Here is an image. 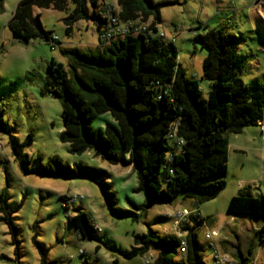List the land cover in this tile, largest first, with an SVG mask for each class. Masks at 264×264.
I'll list each match as a JSON object with an SVG mask.
<instances>
[{
  "label": "rangeland",
  "instance_id": "1",
  "mask_svg": "<svg viewBox=\"0 0 264 264\" xmlns=\"http://www.w3.org/2000/svg\"><path fill=\"white\" fill-rule=\"evenodd\" d=\"M0 1V192H6L10 218V222L6 221L7 215L0 211V264H44L49 261L53 264H143V257L151 264L156 257L151 250L130 259L122 255L134 244V235L145 234L147 227L158 235L178 238L189 234V229H197V241L204 247L206 264L214 262L205 233L218 230V236L212 237L218 251L235 260L234 252H244L248 245L254 246V264H264V240L259 242L256 235L257 230L264 231V218L237 216L230 219L226 214L231 182L233 185L242 180L252 194L264 195V107L262 121H258L257 127L247 126L239 133L228 134L231 138L236 136L233 142H246L255 148L251 152L247 149L233 152L228 187L214 199L198 205L202 216L215 215V222L207 225L195 219L196 205L183 196L172 204L154 202L146 205L145 192L135 191L137 176L132 165L110 163L94 150L80 154L69 152L68 144L60 139L63 129L60 102L45 89L50 60L66 67L62 49L86 52L98 45L93 23L79 20L67 34L63 24L66 12L33 7V18L38 14L41 27L55 35L58 42L51 48L39 40L14 41L6 23L18 0ZM67 2L68 10H71L72 3ZM97 2L102 4L100 8L104 12L110 5L111 10L118 13L116 0ZM153 2L165 3L160 7L161 21L156 26L157 32L173 44L176 60L185 77L198 83L202 97H206L209 89V82L201 79L206 50L194 39L214 28H222L242 38L237 51L241 59L239 78L247 85L257 82L264 86V0H230L232 6L227 4L229 0ZM223 4L229 7L216 11L214 6ZM256 18L262 19L263 23H257ZM116 20L117 31L126 28V23ZM132 22L138 30L151 32V19ZM108 122L115 124L106 112L95 117L91 126L103 129ZM253 128L258 135L249 133ZM174 142L177 151L183 142ZM244 152L247 153L244 155ZM31 157L41 158L42 164L55 158L69 166L80 163L102 170L106 174L105 182L116 194V207L129 213L123 217L113 215L91 178L64 179L26 173L21 162ZM61 197L68 199L66 207ZM76 208H81L98 229L93 237L79 239L76 236L70 222ZM184 211L187 215L183 228L176 216ZM10 223L16 227L15 234Z\"/></svg>",
  "mask_w": 264,
  "mask_h": 264
},
{
  "label": "trees",
  "instance_id": "2",
  "mask_svg": "<svg viewBox=\"0 0 264 264\" xmlns=\"http://www.w3.org/2000/svg\"><path fill=\"white\" fill-rule=\"evenodd\" d=\"M70 1L71 10L67 0H18L6 23L12 40H39L51 48L58 39L41 27L38 14L33 18V7L66 12L63 24L67 34L79 20L94 25L98 45L93 50L62 49L66 67L53 59L47 65L45 89L60 102V139L68 144L69 152L94 150L110 163L132 165L137 176L135 191L145 192L146 205L172 204L183 196L199 209V204L214 199L226 184L227 135L256 125L263 115L264 86L257 82L247 85L239 78L241 59L237 51L242 38L222 28L195 37L194 41L206 50L201 79L209 82V89L202 97L198 83L185 77L173 44L157 32L160 7L165 3L116 0L118 13L112 11L113 18L123 23L151 19V32L130 33L105 45L99 41L108 24L102 4L97 0ZM106 112L115 124L108 122L103 129H94L92 120ZM175 138L183 142L177 151ZM21 166L26 173L44 177L91 178L113 215L129 213L116 207V194L100 169L80 163L69 166L55 158L42 164L39 157L25 158ZM60 200L66 207L68 199ZM0 211L10 222L5 190L0 192ZM226 214L264 218V195L242 189L229 199ZM70 222L79 239L98 233L81 208L74 210ZM10 225L15 234L16 227ZM196 231L189 229L183 238L187 242L184 259L177 254L180 238L158 235L149 227L145 234L134 235V244L122 255L130 259L151 250L156 254L151 264H206ZM256 235L259 242L264 240L262 229ZM253 250L254 246L248 245L245 253L234 252V264H253Z\"/></svg>",
  "mask_w": 264,
  "mask_h": 264
},
{
  "label": "built area",
  "instance_id": "3",
  "mask_svg": "<svg viewBox=\"0 0 264 264\" xmlns=\"http://www.w3.org/2000/svg\"><path fill=\"white\" fill-rule=\"evenodd\" d=\"M111 9L112 8L108 7L106 12L103 13V17L106 18V22L108 24L106 25V30L100 34L99 41H102L105 44L107 42H110V40L116 39L117 37L122 38L126 34H130V33L132 35H136L139 31H141V30L137 29V26L136 27L134 26L133 22H132L133 24L131 22H128L131 25L126 23L127 26L125 29L117 31L116 24H115L117 22V20L115 18H113V15H112L113 10H111ZM127 31H129V32H127ZM54 39H56V37H54ZM175 140H177L178 142H181L178 138H175ZM186 215L187 214L185 211L180 212L177 214L176 219H178V221L180 223L181 222L184 223L186 221ZM195 219H197L202 224H206L205 219L203 218L202 214L200 213V210H198V209L196 210V213H195ZM198 226H197V228H198ZM218 234H219L218 230H211V231L205 233V236H204L205 239L209 241V243L207 245L211 250V256H212V259L214 261V264H234L235 260H232L231 258H229L228 255L223 254L220 251H218L216 246L212 242V240H213L212 237H217ZM183 238H180L179 246L177 247V254H178V257L180 259L185 258V254L187 251V242ZM142 261H143V264H150V260L145 259L144 257L142 258ZM253 264H254V262H253Z\"/></svg>",
  "mask_w": 264,
  "mask_h": 264
},
{
  "label": "crops",
  "instance_id": "4",
  "mask_svg": "<svg viewBox=\"0 0 264 264\" xmlns=\"http://www.w3.org/2000/svg\"><path fill=\"white\" fill-rule=\"evenodd\" d=\"M227 4H229L230 6H232L233 5V2H230V0H229V2L227 3ZM220 5V6H214L215 7V9H216V11H220V9H222V8H227V7H229V5ZM224 6V7H223ZM257 17H259V16H257ZM256 22L258 23V22H261V23H263L262 22V19H259V18H256ZM264 21V20H263ZM261 121H262V119H261ZM255 127H257L256 125H254ZM253 126V127H254ZM245 129V128H244ZM243 133H245V132H243L242 131V134ZM249 133H251V134H253V135H258V132H257V130H255L254 128L252 129V130H250L249 131ZM236 138V136H232V138H231V135L229 136H227V140H228V144H227V178H226V184H225V187H228V185H227V183H228V180H229V178H231L232 176H230V172H231V168H230V166H231V164H232V155H233V152H235V153H237V151L239 150V149H247V151L248 152H251L252 150H253V148H255V147H253V145H251V144H248V143H246V142H243V143H239V142H233V140ZM247 152H244V155L246 154ZM233 181V180H232ZM224 187V188H225ZM230 187V186H229ZM230 189V196H229V198H228V201H229V199L233 196V195H235V194H237L240 190H242V189H247L250 193H251V191H250V187L248 186V185H245L244 183H243V181L241 180H237L236 181V184H234L233 183V185H232V182H231V187L229 188ZM252 194V193H251ZM254 194V193H253ZM215 215H212V214H209V215H207V218H205V223L208 225L209 223H213V222H215V217H214ZM228 217H230V219H234L235 218V216H229L228 215ZM237 217V216H236ZM248 247V246H247ZM247 247H245V250H244V252H242V251H239V252H236V253H245V251H246V249H247Z\"/></svg>",
  "mask_w": 264,
  "mask_h": 264
}]
</instances>
